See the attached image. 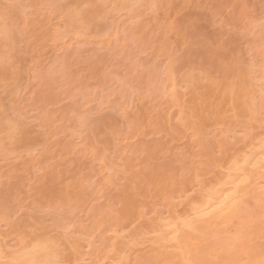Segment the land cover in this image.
<instances>
[{"label": "rangeland", "instance_id": "rangeland-1", "mask_svg": "<svg viewBox=\"0 0 264 264\" xmlns=\"http://www.w3.org/2000/svg\"><path fill=\"white\" fill-rule=\"evenodd\" d=\"M134 2L0 0V264L36 236L62 264H156V236L179 243L163 222L264 134V0Z\"/></svg>", "mask_w": 264, "mask_h": 264}, {"label": "bare ground", "instance_id": "bare-ground-1", "mask_svg": "<svg viewBox=\"0 0 264 264\" xmlns=\"http://www.w3.org/2000/svg\"><path fill=\"white\" fill-rule=\"evenodd\" d=\"M99 2H100V0H99ZM122 2L123 3L127 2L128 6H130V4H132L134 1L133 0H126V1L122 0ZM131 8H133V7H131ZM3 29L6 30L5 28H3V26H0V34L3 33ZM9 38H11V37H9ZM9 41H10V39H9ZM1 42L2 43L0 44V47L3 45L4 41H1ZM4 45H5V43H4ZM10 47H11V45H10ZM3 55L4 54L2 53V50L0 48V58H2ZM12 58H14V57H12ZM209 62H211V61H209ZM214 62L215 61H213V63ZM3 68L2 69L5 70L4 65H3ZM0 69H1V67H0ZM2 69L0 70V76H3L4 75L3 72H5ZM170 69H172V68L167 67L166 70L169 71ZM263 70H264V68H263ZM1 71H2L3 75H1ZM262 73H263V71H262ZM7 77H6V79H7ZM169 77H168V79H169ZM193 78H195V77H193ZM194 80H196V82ZM194 80H192L191 82L192 83L195 82V85L194 84L193 85L196 86V88L198 86L199 92L196 91L197 94L198 93L200 95L203 94V93H200L203 91L201 89L202 86L199 87L201 84L198 82V78L196 77V79H194ZM197 82H198V84H197ZM167 89L169 90V88H167ZM213 89L215 90V88H213ZM218 89L219 88H216V90H218ZM216 90L214 92L212 89H210V91H212L213 93L208 92L207 93L208 96L205 94L206 99H207V97L212 98V101L209 102V104H211L209 106H212L211 109L212 108L214 109V106L212 104L214 103L213 101L216 98L220 101L217 102L218 100H216L215 107H218V105L220 104V102L222 100V101H225V103H223L224 107H222L223 106L222 102H221L220 107L225 108L226 107L225 104L230 103V99L231 100L233 99V97H234L233 93L236 94L234 92V90H236L235 88H234V90L229 89L227 91H225V90L219 91L220 89L218 91H216ZM232 91H233V93H231ZM212 94H214L213 97H211ZM200 95H199V99L202 101V98L204 95L202 96V98H200L201 97ZM239 95H238L239 98L235 96L237 99H239L238 102L234 101V102L230 103V104H232V107H233V104L235 102H237V104H235V106L237 105L236 107H239L240 104L242 105V103L239 102L241 100ZM194 96H197V95H195V93H194ZM243 97H246L245 100H247V98L249 96L247 97L244 95ZM196 98H198V96ZM206 99L202 101L203 105L205 102H208V101H206ZM230 104H228V106H231ZM247 104H249V103H247ZM207 105H208V103H206L205 106H207ZM232 107H227L226 109H230ZM245 108H246L245 110L247 111L248 106L246 105ZM215 109L217 110V108H215ZM218 109H220V108H218ZM241 109H242V106H241ZM206 110L207 109L205 107V110H204L205 113H206ZM243 111L244 110H242V113L246 114L245 116H247L248 112L245 113ZM205 113H204V117L207 116ZM238 113L241 114V110H239V111L237 110V114ZM249 113H250V111H249ZM240 114H238V115H240ZM250 115H251V113H250ZM77 116H78V114H77ZM201 116H203V114ZM251 117L253 118L254 116H251ZM252 120H254V118ZM76 121H78V120H76ZM11 122H12V120L10 122L9 121L6 122L8 124L6 127L8 134L11 133V132L9 133L10 127H11V129H13L14 128L13 125L16 123V122L14 123V121L12 123ZM9 124L11 125L10 127H9ZM15 125L17 126V124H15ZM256 126L257 125H255V127ZM250 127L251 126H249V128ZM257 128L259 129V127H257ZM249 130H248V133L252 132V134H253V132L254 133L257 132V130L256 131H249ZM259 132H262V131L260 130ZM259 132H258V135L260 134ZM11 134H14V132H12ZM249 135L253 137V135H251V133H249ZM258 135L254 136L256 138L253 137L254 138L253 140L251 138V142H249L251 144V145L249 144L250 149H248L246 146V148L248 150L244 149L245 151L243 150L241 152L240 148H239V151L241 153H237L236 150H233L236 153L231 154V155L229 153L230 156H226L228 154L227 151L225 152V153H227L226 155L222 151V154H224L226 157H229V158L227 159L226 163H224V160H223V162H221L222 165L224 163L223 166L219 162H217L222 166L219 168H223L224 166H226V167L223 168L224 170L223 169L219 170V168H217L216 169L217 172H215L216 170L213 171V173L215 172L214 177L212 176L213 179L210 178L211 182L213 181V183H211L213 185H211L210 187L206 186V187H208V190H206V192H203V191H205L204 189L206 187L202 188L203 190L202 189L200 190L202 193L201 194L199 193V196L197 195V198H196V194L193 195L194 197H192V195H191V198H196V199H190V202L188 201L189 204L186 203V205H187L186 208H185V206L181 207V208H183V210L185 209L184 212H182V209L180 210V212H182L181 214L177 213L179 211L172 212L175 215V216L172 215L175 217V218L174 217L172 218L173 220L170 218H169L170 220L165 218L166 221L163 222L164 226L167 229H172V232L175 233V235L171 238L177 239L174 242H176V243L179 242L178 246H177V251H178V254L181 255V257L178 258L179 256L178 257L177 256H171L174 254L177 255V253H175L177 251L173 252V254L163 253V250L165 251V249L168 248V246L165 245V242L167 241L168 237H166V235L163 236L162 234L169 233V231H166V232L164 231V233L162 232V234H160V236L157 234L159 237L156 236V240L154 239L158 243V245L155 243L154 245L150 246V248L154 246L153 247L154 252L152 250L151 251L149 250L150 252H152V253H150V255L148 253V257H152L151 260H149V258H148L149 261H153V263H154L155 262L153 259V257H154L157 259V261H156V264H157L158 261H160L164 258L167 259L168 256L170 255L171 259H172V257L178 258V259H176V261H174L175 259L173 258L174 260L172 261L171 259H169L170 258L169 257L168 260H170V262H172L171 264H195V263H197L198 260L202 261V264H264V134L262 133L259 136ZM11 136L9 135V137H11ZM245 145H248V144H245ZM233 148L237 149L238 146L233 147ZM242 148H243V146L241 147V149ZM227 149H229V147ZM227 149H224V151ZM219 161H221V160H219ZM217 163L215 162V165ZM219 164L217 166H219ZM205 184H206V182H205ZM197 194H198V192H197ZM157 220H158V218H157ZM212 224L213 225L215 224L216 226H210ZM221 224L223 225L222 230L218 229V227H217V225H221ZM153 226H155V225H153ZM146 227H147V230L149 233H150V231L151 232L154 231L153 230L154 227L151 228L152 226L148 227V225ZM208 227L209 228L217 227V230H216V228H214L215 230H209L210 232H208V233L206 232V234L208 235V237L206 236L208 238L207 239L208 240L207 245L203 248L204 253L200 254L194 250L195 247H194V249L192 248L191 242L194 243L199 238L198 242H197V243H199V241H201V238L199 237L200 235L198 237H196L197 234L195 236L194 232L195 231L196 232H198V231L203 232ZM148 228L149 229L151 228V229L149 230ZM134 230L131 232L132 234H130V235L135 234L133 237L136 238V236L142 232V229H141V232H140V229H139V231L136 229L135 232H138V233H135ZM158 231H159V229H158ZM130 235H127V237L129 236V238H130ZM141 237H144V236H141ZM195 237L197 239H195ZM131 238H132V236H131ZM158 238L161 240V242L159 241ZM165 238H167V239H165ZM48 239H50V238H47V239H46V237L40 238V236L34 237L28 245H23L20 248V250L13 252V254H15V255L12 254L11 255L12 258L10 257V259L5 260V261L6 262L8 261L7 264H13V263L14 264H17V263L18 264H62L63 261L59 257V255H61V252H59L60 249L58 247L59 244L57 245L55 241L48 240ZM140 239H138V240H140ZM157 239H158V241H157ZM193 239H195L194 242L192 241ZM129 240H131V239H129ZM138 240L134 241V242H137V243L140 241L142 242V240H140V241H138ZM164 240H166V241L163 243ZM126 244H127L126 246L128 248V245H130L131 243L126 242ZM132 245H133V243H132ZM197 245H199V244H197ZM1 246L4 248V250L1 249ZM1 246H0V249L4 252L5 247L3 245H1ZM125 248L126 247H124L123 249H125ZM125 250L126 251L129 250V248L125 249ZM125 250H122V251L126 252ZM2 251H1V253H2ZM5 252H4V255H5ZM69 253H72V252H69ZM122 254L123 255L120 256V258L121 257L126 258L124 256L125 253H122ZM4 255L2 254V256H4ZM7 255H9V254H6V256ZM0 258H4V257L0 256ZM72 258H74V256ZM124 258L121 259V261L123 260L122 263L120 262L121 264H123L126 261V260H124ZM143 258L144 259L147 258V254H146V256L144 254L143 256H141V258H138V259L136 258L137 260L134 259V261H135L134 264H136V263L138 264L139 263L138 261L143 262L142 261V260H144ZM128 259H129V261L125 262L126 264L131 262L130 258H128ZM14 260L17 263H15ZM69 261H70L69 264H74L75 260L73 261V259H72L73 263H72L71 259H69ZM112 262H114V260H110V262H108V264H113ZM164 262H165V260L162 263H164ZM170 262L167 263V261H166L167 264H170ZM120 263H118V264H120ZM144 263H145V260H144ZM4 264H6V263H4Z\"/></svg>", "mask_w": 264, "mask_h": 264}]
</instances>
